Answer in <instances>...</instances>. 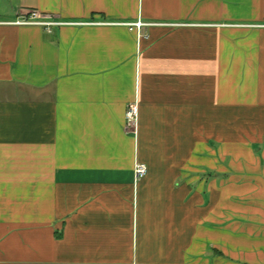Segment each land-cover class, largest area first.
<instances>
[{"label": "crops", "instance_id": "0c3cea01", "mask_svg": "<svg viewBox=\"0 0 264 264\" xmlns=\"http://www.w3.org/2000/svg\"><path fill=\"white\" fill-rule=\"evenodd\" d=\"M0 264H264V0H0Z\"/></svg>", "mask_w": 264, "mask_h": 264}, {"label": "built area", "instance_id": "2783aa9c", "mask_svg": "<svg viewBox=\"0 0 264 264\" xmlns=\"http://www.w3.org/2000/svg\"><path fill=\"white\" fill-rule=\"evenodd\" d=\"M17 24L23 26L43 27L48 33H52L54 28H59L66 25L62 22H57V21H42L40 20L37 12L30 13L28 17L17 22ZM129 27L131 30H138V32H141V30L144 27H146V25L143 24L142 22H137L135 24L129 25ZM138 118H139V107L137 103H133L128 106L126 111V121L128 123V126L134 129L136 127ZM147 171L148 169L145 164L137 163L134 170L136 181L142 179L147 174Z\"/></svg>", "mask_w": 264, "mask_h": 264}]
</instances>
